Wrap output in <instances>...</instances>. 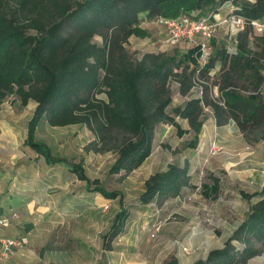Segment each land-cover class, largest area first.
<instances>
[{
  "label": "trees",
  "instance_id": "16d2710c",
  "mask_svg": "<svg viewBox=\"0 0 264 264\" xmlns=\"http://www.w3.org/2000/svg\"><path fill=\"white\" fill-rule=\"evenodd\" d=\"M231 4L246 20L236 35L234 50L213 39L210 55L200 64L199 47L178 48L170 54L146 52L133 60L125 45L131 36L147 34L140 26L144 17H174L196 9L208 13L222 5L218 0H0V103L9 95H15L21 106L35 101L24 144L49 166L66 164L86 182V189L122 202L120 192L89 179L81 162L55 156L45 142L37 140V125L42 119L51 126L84 125L93 135L84 150L114 151L108 172L122 176L151 154L159 123L174 126L178 137L191 133L185 147L196 148L206 108L216 126L233 121L248 142L264 140V118L256 106L245 108L238 95L242 73L252 70L255 81L257 67H264V30L253 35L251 24L263 21L264 0H231ZM97 35L100 44L93 40ZM171 82L185 100L168 111ZM195 88L199 94L188 98ZM176 118L185 119L188 128ZM210 181L202 184L205 197L219 194V178L211 175ZM189 184L187 162L169 164L145 179L138 200L143 205L162 203L179 196ZM128 217V208L122 206L105 236L104 248L124 231ZM263 252L261 196L223 247L210 250L205 259L193 264H248Z\"/></svg>",
  "mask_w": 264,
  "mask_h": 264
},
{
  "label": "rangeland",
  "instance_id": "374dc122",
  "mask_svg": "<svg viewBox=\"0 0 264 264\" xmlns=\"http://www.w3.org/2000/svg\"><path fill=\"white\" fill-rule=\"evenodd\" d=\"M218 2L222 3L223 15L231 0ZM151 19L146 17L140 24L147 34L131 36L125 45L133 60L140 59L146 52L170 54L178 49L164 44L165 31ZM252 32L253 35L259 33L255 28ZM213 39L218 40L219 45L224 44L227 50H234L229 31H220ZM93 40L101 43L98 35ZM186 45L180 43L179 46L185 50ZM257 69L259 75L255 81L252 70L242 73L238 95L245 108H250L251 104L256 106V111L264 118V67ZM170 87L172 103L168 111L185 100L177 93L174 82ZM198 94L195 88L188 98ZM28 102L21 106L15 95H9L0 103V119L8 121L16 137L9 145L18 149L13 152L0 149V191L6 182L11 191L10 205L5 202V210L17 212L5 232L20 230L28 238L20 248L25 249L23 264H162L165 261L193 264L205 259L210 250L223 247L250 205L264 196V140L248 142L244 134L243 145L223 140V136L231 132L230 137L241 133L239 129L237 132L233 121L222 128L210 126L213 127L210 137L204 138L194 149L185 147L191 133L178 137L174 126L159 123L151 154L138 168L122 176L108 172L116 156L114 151L84 150V145L93 138L84 125L51 126L42 119L36 127L35 138L45 142L55 156L81 162L89 179H97L98 184L109 191L120 192L122 202L118 197L104 198L86 189V182L70 172L66 164L48 166L24 144L27 124L36 106L33 100ZM11 115L17 120L10 118ZM210 117L211 110L206 108L205 131L211 124ZM176 120L188 128L185 119ZM6 138V129H0V143L5 145ZM213 142L221 149L212 154L209 147ZM185 162L189 167L190 184L182 188L179 196L162 203L153 201L143 205L139 202L144 181L150 174L165 170L169 164ZM211 175L219 178V194L205 197L201 192L202 184L210 183ZM122 206L129 211L124 231L106 249L105 236ZM248 264H264V252L251 258Z\"/></svg>",
  "mask_w": 264,
  "mask_h": 264
},
{
  "label": "built area",
  "instance_id": "2783aa9c",
  "mask_svg": "<svg viewBox=\"0 0 264 264\" xmlns=\"http://www.w3.org/2000/svg\"><path fill=\"white\" fill-rule=\"evenodd\" d=\"M221 6L216 11L200 14L199 10L183 12L178 16L165 17L158 15L151 20L161 26L166 33L164 44L168 47H180V43H186L187 47H199V63L204 64L206 58L212 51L211 40L218 32L229 31V38L233 37L234 44L236 35L245 27L246 20L243 16L234 12V7L230 4L229 10L221 15ZM146 17L141 20H143ZM252 26L260 33L264 30V22L254 20ZM221 149L220 145L213 142L210 153H216ZM17 216V212L12 210L8 213L0 214V231L9 227L10 219ZM28 239L25 235H2L0 232V261L4 262L13 255L16 249L22 248Z\"/></svg>",
  "mask_w": 264,
  "mask_h": 264
},
{
  "label": "crops",
  "instance_id": "0c3cea01",
  "mask_svg": "<svg viewBox=\"0 0 264 264\" xmlns=\"http://www.w3.org/2000/svg\"><path fill=\"white\" fill-rule=\"evenodd\" d=\"M249 1H252V0H249ZM228 10H229V8H228ZM228 10L226 9L225 10V13ZM220 14H222L221 11H220ZM216 41H218V40H216ZM182 43L184 45L186 44L184 42H181V45H182ZM186 48H187V46H186ZM10 118H12L14 120H17V117L16 116H12L11 115ZM210 118H211V124H208L207 125L209 127V129H207V131L204 130L205 125L203 124L202 131H201V134L199 136L198 146L201 145V143L203 142L204 138L210 137L211 130H213V127H215V128H222V126H216L215 125V122H214L213 117H210ZM234 125L237 128V126H236L235 123H234ZM210 126H213V127H210ZM2 128H5L6 129V131H7V138H6V141L3 140V141H5V145H3V144L0 143V149L6 150V151H10V152L18 151V149L16 147H12V145H9V144H12L13 142L16 141V137H15L13 131H12V126L5 119H0V129H2ZM236 130L238 132V128ZM231 134H232V132H231ZM228 135L229 134L224 135L223 136V140H225L227 142L234 141L233 143L235 145H243V137H242V134L241 133H234V136L233 137H230V135L229 136ZM8 137L10 138V141H8ZM2 139H5V138H2ZM247 146H249V147L252 148V146L249 145V144H247ZM8 186H10V184L8 182H6L5 185L3 186V189L0 191V214L7 213V211L5 210V206H4L5 205V202H6L7 206L10 205V200H11L10 194H11V191H8V188H7ZM13 190H14V188H13ZM3 193H5L6 196ZM8 210H10L9 207H8ZM0 232H1L2 235H6V234L7 235H10V236H13V235H24L23 232H21L20 230L19 231H17V230L15 231L14 229H11V231H8V232H5V230H1ZM24 250L25 249H16L14 251L13 255L10 257V259H8V260H6L4 262H1L0 261V264H23L21 261H22V255H24Z\"/></svg>",
  "mask_w": 264,
  "mask_h": 264
}]
</instances>
